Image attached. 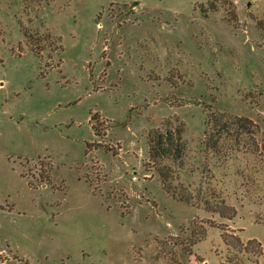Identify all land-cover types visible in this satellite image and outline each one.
<instances>
[{
    "label": "rangeland",
    "instance_id": "rangeland-1",
    "mask_svg": "<svg viewBox=\"0 0 264 264\" xmlns=\"http://www.w3.org/2000/svg\"><path fill=\"white\" fill-rule=\"evenodd\" d=\"M0 264H264V0H0Z\"/></svg>",
    "mask_w": 264,
    "mask_h": 264
},
{
    "label": "trees",
    "instance_id": "trees-1",
    "mask_svg": "<svg viewBox=\"0 0 264 264\" xmlns=\"http://www.w3.org/2000/svg\"><path fill=\"white\" fill-rule=\"evenodd\" d=\"M148 144H149L148 146L149 158L153 162L165 160L167 158H171L173 160H179L184 154V150H185V144L182 138L181 129H174V130L169 129L166 130L165 132L154 131L152 132V134H150V139ZM87 145H89V143ZM162 167L164 168L165 166ZM163 168H160L158 170L162 183L164 184V187H166L167 191L172 193V196L175 197L174 193L171 192V187L167 184L168 177ZM165 168L168 169V167ZM179 199L185 200L184 198L181 197ZM250 242H255V241L254 240L248 241V243ZM256 243L258 246L260 245V243L258 242Z\"/></svg>",
    "mask_w": 264,
    "mask_h": 264
}]
</instances>
